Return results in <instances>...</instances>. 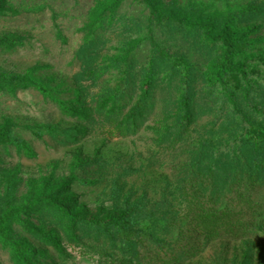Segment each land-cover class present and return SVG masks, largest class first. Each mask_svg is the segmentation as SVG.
<instances>
[{"label":"rangeland","instance_id":"rangeland-1","mask_svg":"<svg viewBox=\"0 0 264 264\" xmlns=\"http://www.w3.org/2000/svg\"><path fill=\"white\" fill-rule=\"evenodd\" d=\"M262 56L264 0H0V264H264Z\"/></svg>","mask_w":264,"mask_h":264},{"label":"trees","instance_id":"trees-1","mask_svg":"<svg viewBox=\"0 0 264 264\" xmlns=\"http://www.w3.org/2000/svg\"><path fill=\"white\" fill-rule=\"evenodd\" d=\"M216 39H219L221 41H223V44L225 45V51H224V57H223V61L218 69L217 75L214 78H211L212 81H222L223 78L231 73H233L234 71L238 70L237 67L234 66L233 64V57L236 53V48H235V44L233 42L230 41V39L225 36V35H220L218 36ZM259 61L264 65V56L260 57ZM176 66L181 67L182 64L178 61L175 62ZM149 77V75H148ZM187 109V108H186ZM185 109V111H186ZM185 114V113H184ZM35 135L40 138L41 134L40 133H35ZM262 135H264V133H257L254 137V151L258 152L259 150V141L260 138L262 137ZM9 139L11 140V142L17 144L18 146L21 147H26V144L18 139H14L13 137H9ZM195 168H192L191 170H189V175L191 176L193 173V170ZM140 211H136V212H131V213H126L122 218H113L110 219V221L112 222L113 226L117 229V233L123 238L124 241V245L128 246L129 244V238H128V229L132 228L135 226V222L137 220V215L139 216V220L142 219V216L145 215H141L139 213ZM151 213H149L147 215V217H144L145 219H151ZM242 228H244V230H251L253 228H258L261 230V232H264V225H261L260 223L258 224H249V225H242ZM137 237L141 238L143 241L148 240L151 244L157 246V248H162L165 247V243L162 242L161 240H159L156 237L150 236L148 234H144L141 231H138L137 233Z\"/></svg>","mask_w":264,"mask_h":264}]
</instances>
